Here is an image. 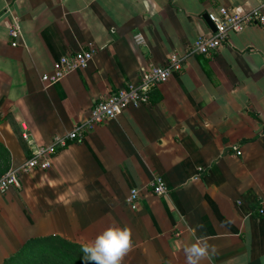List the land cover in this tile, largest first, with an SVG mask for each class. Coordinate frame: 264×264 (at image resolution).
I'll use <instances>...</instances> for the list:
<instances>
[{
    "label": "crops",
    "instance_id": "0c3cea01",
    "mask_svg": "<svg viewBox=\"0 0 264 264\" xmlns=\"http://www.w3.org/2000/svg\"><path fill=\"white\" fill-rule=\"evenodd\" d=\"M256 5L0 0V176L32 156L36 144L86 123L98 102L139 82L142 71L211 36L208 13ZM14 15L23 34L18 46L9 36ZM84 49L95 52L86 67L53 85L43 81L60 57ZM84 133L50 169L21 174L1 195L3 254L4 243L18 248L47 236L82 245L114 222L132 234L123 264H185L184 247L200 236L216 248L202 264H264L263 25L232 33L211 55L190 54L151 89L148 103ZM157 176L168 195L153 191ZM134 188L137 208L128 202Z\"/></svg>",
    "mask_w": 264,
    "mask_h": 264
},
{
    "label": "built area",
    "instance_id": "2783aa9c",
    "mask_svg": "<svg viewBox=\"0 0 264 264\" xmlns=\"http://www.w3.org/2000/svg\"><path fill=\"white\" fill-rule=\"evenodd\" d=\"M257 5L250 8L220 7L214 12L208 13L210 20L216 29L211 36H200L184 53L174 52L165 65H155L148 70L142 71L139 82L129 84L126 88L110 93L105 99L98 102L93 108L86 123L76 126L65 135H56L50 144H36L32 156L17 167H13L0 176V197L11 186L18 185L20 175L34 172L36 170H48L52 167L53 157L65 147L70 141L83 142L85 130L93 128L97 123L104 122L116 117L126 108L139 106L150 101V91L153 87L162 84L178 70L184 67L188 56L199 52L211 55L229 40L232 33L242 32L247 26L257 23L264 26V0H256ZM10 10V8H9ZM22 28L20 18L12 17L9 28V36L13 46L22 42ZM138 42H143V36L137 35ZM92 49H84L60 57L54 64L53 71L43 75L42 79L47 85H53L65 76L78 69L86 67L94 58ZM23 137L31 141L28 134ZM238 153H242L238 151ZM153 191L157 195H168L169 188L163 177L157 176L152 182ZM140 191L134 188L128 198L133 208L138 207ZM264 212V209H260Z\"/></svg>",
    "mask_w": 264,
    "mask_h": 264
},
{
    "label": "clouds",
    "instance_id": "9594fccd",
    "mask_svg": "<svg viewBox=\"0 0 264 264\" xmlns=\"http://www.w3.org/2000/svg\"><path fill=\"white\" fill-rule=\"evenodd\" d=\"M195 233V229H193ZM132 247V234L130 228L121 227L116 223H110L99 231L94 239L81 245L85 258L94 264H123L124 257ZM185 264H202L216 248L209 244L205 236L197 237L195 242L183 249Z\"/></svg>",
    "mask_w": 264,
    "mask_h": 264
},
{
    "label": "trees",
    "instance_id": "16d2710c",
    "mask_svg": "<svg viewBox=\"0 0 264 264\" xmlns=\"http://www.w3.org/2000/svg\"><path fill=\"white\" fill-rule=\"evenodd\" d=\"M20 248V254H26L27 252L24 251L28 249L27 254L42 255L56 264H94L85 258L80 244L69 242L58 236L32 238ZM10 260H17L18 264L24 262L22 259H15L14 257Z\"/></svg>",
    "mask_w": 264,
    "mask_h": 264
},
{
    "label": "rangeland",
    "instance_id": "374dc122",
    "mask_svg": "<svg viewBox=\"0 0 264 264\" xmlns=\"http://www.w3.org/2000/svg\"><path fill=\"white\" fill-rule=\"evenodd\" d=\"M3 164H0V168L2 167ZM0 238L3 240L4 238H7L6 236L2 237L0 236ZM2 250L4 252V254L2 253V251H0V264H18L17 260H10L11 258H15V259H22V261L24 262H20L19 264H56L52 261L49 260V258L44 257L42 255H31V254H27L29 251L28 249H26L27 252L26 254H20V246L15 247L13 246V244H2ZM6 246H11L10 248H7ZM34 253L35 250H34ZM10 260V261H9Z\"/></svg>",
    "mask_w": 264,
    "mask_h": 264
},
{
    "label": "water",
    "instance_id": "95a60500",
    "mask_svg": "<svg viewBox=\"0 0 264 264\" xmlns=\"http://www.w3.org/2000/svg\"><path fill=\"white\" fill-rule=\"evenodd\" d=\"M208 18V20H209V22H210V24H211V26L214 28V30L216 29V27H215V25H214V23L210 20V18H209V16L207 17Z\"/></svg>",
    "mask_w": 264,
    "mask_h": 264
}]
</instances>
